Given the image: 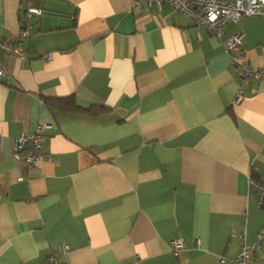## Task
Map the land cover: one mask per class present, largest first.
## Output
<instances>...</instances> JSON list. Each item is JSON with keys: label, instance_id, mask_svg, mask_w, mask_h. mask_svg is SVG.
<instances>
[{"label": "crops", "instance_id": "1", "mask_svg": "<svg viewBox=\"0 0 264 264\" xmlns=\"http://www.w3.org/2000/svg\"><path fill=\"white\" fill-rule=\"evenodd\" d=\"M39 7L26 57L4 54L0 76V264H235L264 226L248 186L264 184V79L238 75L242 61L264 71V16L217 37L168 3ZM19 8L0 0V41ZM39 122L52 129L26 168L13 142Z\"/></svg>", "mask_w": 264, "mask_h": 264}, {"label": "built area", "instance_id": "2", "mask_svg": "<svg viewBox=\"0 0 264 264\" xmlns=\"http://www.w3.org/2000/svg\"><path fill=\"white\" fill-rule=\"evenodd\" d=\"M134 5L141 7L143 2L147 7L154 5L160 9L163 3L170 4L174 12L187 14L194 23L205 26L217 37L220 36L223 25L232 20L236 21L244 16H264V0H133ZM43 9L36 7L31 3L26 5L25 17L30 19L32 16L41 15ZM30 25L20 27L18 35L13 41H0V76L7 74V66L4 60V54L9 53L17 55L19 58L26 57L25 51L20 39L26 37L29 33ZM226 50L230 53L241 52V35L233 34L224 41ZM232 59L235 60L234 56ZM238 75L241 84H246L251 78L264 79V71L253 70L249 65L242 61L238 64ZM239 99V98H238ZM52 129L49 122H39L33 132L23 131L14 139L13 155L16 160L24 159L26 168H35L42 161L44 155L42 148L48 139L47 131ZM249 189L257 196V205L264 210V184L255 180L249 181ZM173 250H177L184 245L183 240H171ZM264 247V226L258 233L257 241L251 245H242L240 253L233 259L235 264H247V260L253 257L255 251ZM66 248L63 247L62 250ZM222 256L220 261H225ZM48 264H62L53 254L47 257ZM133 264H141L136 260Z\"/></svg>", "mask_w": 264, "mask_h": 264}, {"label": "trees", "instance_id": "3", "mask_svg": "<svg viewBox=\"0 0 264 264\" xmlns=\"http://www.w3.org/2000/svg\"><path fill=\"white\" fill-rule=\"evenodd\" d=\"M39 2H40V0H20V8H19L20 27H24L27 24H29L28 23L29 19L27 20L26 17L24 16L26 5L28 3H31L32 5L39 7ZM47 101H49V100H47Z\"/></svg>", "mask_w": 264, "mask_h": 264}]
</instances>
